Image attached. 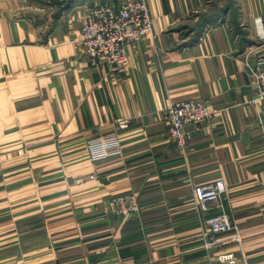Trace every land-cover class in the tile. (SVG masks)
I'll list each match as a JSON object with an SVG mask.
<instances>
[{"label": "crops", "instance_id": "1", "mask_svg": "<svg viewBox=\"0 0 264 264\" xmlns=\"http://www.w3.org/2000/svg\"><path fill=\"white\" fill-rule=\"evenodd\" d=\"M92 1L0 0V264H264V102L249 70L264 59V0L203 27L212 0H147L153 33L120 69L85 57ZM188 99L212 117L181 148L164 111ZM114 133L121 154L92 161L88 141ZM216 180L223 208L202 214L195 188ZM125 194L137 215L110 210ZM222 211L237 230L211 240Z\"/></svg>", "mask_w": 264, "mask_h": 264}, {"label": "built area", "instance_id": "2", "mask_svg": "<svg viewBox=\"0 0 264 264\" xmlns=\"http://www.w3.org/2000/svg\"><path fill=\"white\" fill-rule=\"evenodd\" d=\"M152 33L153 22L147 0H93L83 18L81 45L90 66L97 67L106 62L114 69H120L127 60L126 47L145 40ZM249 70L255 80L257 101L264 102V59L249 65ZM211 117L207 104L198 99L173 102L164 111L169 136L181 148L186 146V127L208 121ZM117 128H128V121L119 120ZM122 148L118 133L87 143L88 156L94 162L117 157ZM91 179H95V176H91ZM194 193L200 211L206 214L223 208L227 187L222 180H216L196 187ZM109 208L114 214L124 217L137 215L141 210L137 197L132 194L114 197ZM205 223L211 240L217 235L237 230L229 215L223 211L210 215ZM219 261L222 264L237 262L230 257H220Z\"/></svg>", "mask_w": 264, "mask_h": 264}, {"label": "rangeland", "instance_id": "3", "mask_svg": "<svg viewBox=\"0 0 264 264\" xmlns=\"http://www.w3.org/2000/svg\"><path fill=\"white\" fill-rule=\"evenodd\" d=\"M36 1L40 2L41 5L46 6V7H49L51 5H57L58 7H61L62 4H64L65 2L66 3L69 2V0H36ZM232 2L236 6V0H212L211 4L208 6V8H211L209 9V12L211 14L210 16L212 18H214L215 16L218 17L216 12H219L221 8H227L228 6L231 5ZM215 13L216 15H214ZM216 20L218 21V19Z\"/></svg>", "mask_w": 264, "mask_h": 264}, {"label": "trees", "instance_id": "4", "mask_svg": "<svg viewBox=\"0 0 264 264\" xmlns=\"http://www.w3.org/2000/svg\"><path fill=\"white\" fill-rule=\"evenodd\" d=\"M227 8H235V6H234V4H233V2L231 3V5L230 6H228ZM219 18H221L222 17V15L220 16H218ZM218 17H214V18H212V17H210V18H206L203 22H202V27L206 24V23H212V24H214L215 22H216V19H219Z\"/></svg>", "mask_w": 264, "mask_h": 264}]
</instances>
